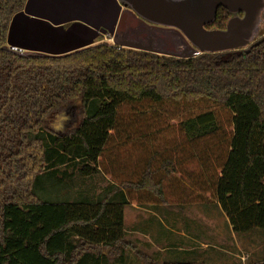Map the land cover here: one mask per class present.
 <instances>
[{
	"label": "trees",
	"instance_id": "1",
	"mask_svg": "<svg viewBox=\"0 0 264 264\" xmlns=\"http://www.w3.org/2000/svg\"><path fill=\"white\" fill-rule=\"evenodd\" d=\"M26 2L0 0V264H111L101 243L114 264L127 248L191 264L128 246L124 210L207 203L234 233L262 231L264 264L263 30L189 59L100 40L50 57L7 47Z\"/></svg>",
	"mask_w": 264,
	"mask_h": 264
},
{
	"label": "water",
	"instance_id": "2",
	"mask_svg": "<svg viewBox=\"0 0 264 264\" xmlns=\"http://www.w3.org/2000/svg\"><path fill=\"white\" fill-rule=\"evenodd\" d=\"M220 8L231 18L225 29H209ZM263 23L264 0H27L6 44L62 57L106 36L124 49L189 59L245 50L261 38Z\"/></svg>",
	"mask_w": 264,
	"mask_h": 264
},
{
	"label": "rangeland",
	"instance_id": "3",
	"mask_svg": "<svg viewBox=\"0 0 264 264\" xmlns=\"http://www.w3.org/2000/svg\"><path fill=\"white\" fill-rule=\"evenodd\" d=\"M264 32V24H263ZM98 40L112 43L109 37L103 36ZM97 40V41H98ZM168 115L181 116L179 110L169 108ZM170 120L173 124H177L178 118ZM102 183L106 185L107 182L100 178L96 185ZM148 207V206H144ZM186 208L182 219L189 221L191 224L186 226V230L194 235L198 241H203L208 244L207 247L201 245H191L192 250L175 251L171 250L165 253L162 257L155 258L159 262L164 261H187L193 260L199 264H256L262 259L263 236L262 231L257 229L250 233L241 234L234 233L230 228L228 218L220 207L214 203L207 204H193L188 206H181ZM184 225L180 230H184ZM173 243H178L174 240ZM184 245V244H181ZM183 249L189 248L188 245L181 246ZM246 258L243 263L240 258ZM199 259V260H197ZM203 259V260H200ZM185 261V260H183ZM125 264H143L135 256H131Z\"/></svg>",
	"mask_w": 264,
	"mask_h": 264
},
{
	"label": "crops",
	"instance_id": "4",
	"mask_svg": "<svg viewBox=\"0 0 264 264\" xmlns=\"http://www.w3.org/2000/svg\"><path fill=\"white\" fill-rule=\"evenodd\" d=\"M107 184H98V187L101 188L97 190L96 195L102 193V189L108 186ZM185 212L186 208L178 206L137 207L134 205H128L124 210L125 241L129 243L128 246L135 247L137 250L145 253L153 259L158 258L159 256L162 257L165 253L171 250H192L193 247H191V245L207 247V243L198 241L199 239H196L193 234L186 230V226L192 222L190 219L189 221L186 220V218L182 219L183 213ZM182 225H184V230H180ZM230 228L232 229L231 226ZM174 240H177L178 243H173ZM185 245H188L189 248L183 249V247H181ZM102 246H104L103 243H101L102 249H99L100 254L107 258L111 264H114L113 257L109 255L112 254L111 249ZM131 256H135L134 252L130 250V248H127V251L125 252L126 261L129 260ZM240 260L242 261V258H240ZM169 262H189L191 264H199V262L193 260L187 261L186 259L159 263ZM235 264H237V262Z\"/></svg>",
	"mask_w": 264,
	"mask_h": 264
},
{
	"label": "built area",
	"instance_id": "5",
	"mask_svg": "<svg viewBox=\"0 0 264 264\" xmlns=\"http://www.w3.org/2000/svg\"><path fill=\"white\" fill-rule=\"evenodd\" d=\"M242 261L245 262L246 261V258H242Z\"/></svg>",
	"mask_w": 264,
	"mask_h": 264
},
{
	"label": "flooded vegetation",
	"instance_id": "6",
	"mask_svg": "<svg viewBox=\"0 0 264 264\" xmlns=\"http://www.w3.org/2000/svg\"><path fill=\"white\" fill-rule=\"evenodd\" d=\"M240 17H242V14L240 15ZM231 18V17H230ZM264 24V23H263Z\"/></svg>",
	"mask_w": 264,
	"mask_h": 264
}]
</instances>
